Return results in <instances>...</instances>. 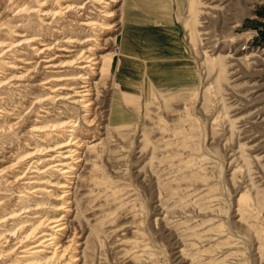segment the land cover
Listing matches in <instances>:
<instances>
[{
	"label": "rangeland",
	"instance_id": "374dc122",
	"mask_svg": "<svg viewBox=\"0 0 264 264\" xmlns=\"http://www.w3.org/2000/svg\"><path fill=\"white\" fill-rule=\"evenodd\" d=\"M41 2L52 12L66 3L87 6L85 15L63 10L53 18L31 11ZM127 2L0 0V264H264V0H172L181 48L148 77L139 63L119 70L123 58L142 57L125 35ZM86 15L95 23L80 24ZM97 22L116 29L98 37L96 70L79 62L44 67L46 56L71 60L95 43ZM60 35L77 42L57 43ZM87 37L94 39L81 43ZM41 42L52 47L40 53ZM80 71L93 82L91 112L75 97L57 99L65 92L53 98L58 82L39 85L51 74ZM71 119L82 138L70 183L73 243L47 262L23 257V225L33 229L36 215L52 214L55 202L52 192L33 190L46 185L41 179H67L37 170L51 160L32 162L30 146L68 140ZM36 124H56L65 135L45 136L32 130Z\"/></svg>",
	"mask_w": 264,
	"mask_h": 264
},
{
	"label": "bare ground",
	"instance_id": "6f19581e",
	"mask_svg": "<svg viewBox=\"0 0 264 264\" xmlns=\"http://www.w3.org/2000/svg\"><path fill=\"white\" fill-rule=\"evenodd\" d=\"M194 1L197 2L199 0H193V2ZM42 3H45V2H41V4H39L40 7L38 6L39 8L32 9L31 11H36V12L39 11V12H42V15H45L47 17L53 16V18L54 16L59 15V13H62L63 10L69 11V10L77 9L79 10V12H81L85 10L87 6V4L85 3L81 5L66 3L61 6L60 10H56L52 12L49 9L44 8L45 6L41 7L44 5ZM192 4L195 10V18H196V16L198 15V6L196 5V3H192ZM106 11H109V10L106 9ZM80 14L85 15V13L83 12H81ZM93 23L95 22H93V19H91L90 15H86L85 19L82 20V22H80V24L85 25V26L93 24ZM95 25H96V32H95L96 39H94V37L93 38L87 37L81 41V43H87L94 39L95 43L88 44L85 47H83L81 52L71 60H61V61L56 62L54 60L55 57L53 58L50 56H46L45 58H43V61H45L47 64L44 67H48V66L50 68H58L61 66L69 67L79 62L80 64H77L76 66L79 69H85L86 71H87L86 68L91 69L93 71L96 70V68L93 67V65L98 64L99 58H101L102 56L98 54L99 50L96 49V45L102 44V42L99 40L102 38H98V37H100V35L105 34L107 32L109 33L115 27H112V25L109 22H97ZM61 27L62 26H60L59 28ZM57 31L61 32L58 29ZM195 32H196V29H195V26H193L192 35L194 37H195ZM34 40L35 38H32V37L27 38L23 41V43L31 44V42H33ZM61 40H63L64 42H69L71 44L73 42H77V39H74L72 38V36H67V35H60V39L57 40L58 41L57 43H59ZM45 44L46 46L43 49L37 48L39 49L40 53L45 52V49H50L52 47V45H49L50 43L41 42V45H45ZM7 45L12 46V43L5 44L4 46H7ZM61 48L67 49V47H64V46H62ZM3 50L4 49H2L3 53L7 51V49L5 51ZM49 71H52V70H48V72ZM86 71L84 72L80 71V72H77L76 74H51L49 77L47 76V78H43L44 80H42V82L39 85L43 86L45 84H49V83L51 84V82L53 81L58 82L57 84H51L53 88H51L50 91L54 93L52 96L53 98L65 92L63 93L65 95L63 96L60 95V97L57 99H62L65 96H66L65 98L75 97L74 99L75 102L84 103L86 107H89L87 110L91 112L92 104H94L93 96L91 95L93 82L92 80H90L91 78L89 77ZM5 83L6 82H3V79L1 78L0 87L5 85ZM59 91H62V93H60ZM47 99L48 98H42V99L37 100V102L39 103L44 102ZM46 112L49 113V111H46ZM41 116L42 118L45 117L44 114H42ZM79 123L80 122L78 119H71L65 123V125L69 126L67 131H70V134H69L70 138L66 141L58 142L53 145H47L46 143H44L46 144V146L45 145L30 146V148L33 149L32 153L29 156L30 158H32V162L40 164L44 161L51 160L48 162L49 163L48 166H46L44 169H41L39 166H37L36 168L37 170H40V172L49 171L51 175H54L57 178H58V175H56L55 173L61 174L63 178H67V179H65L66 181H62L59 179L58 180L57 179H53V180L52 179H41L38 183H42L46 185H43L41 187L34 186L37 188L33 191H41L43 192V194L47 192H52L54 196L53 198H55V202H50V205L48 206L49 209H47L48 211H51L52 214L50 215L43 214L41 216L38 213L36 215L37 217L40 216L41 220H40V223H38L33 229L27 231L26 229L27 224L23 225V228L25 227L24 228L25 234L21 235L22 237L20 238L19 242H20V245H22L21 247H24L22 251L27 252L29 254V255H24L23 257H32V258L35 257L37 258V260L46 258L45 261L47 262L48 260H52L58 256L59 257L63 256L65 253H67L66 251L69 249V247L73 243L72 238L74 235L71 236V238H69L70 234H68L69 224H70L69 217L72 211V203L74 202L72 200V192H71L72 186L70 183H73V178H75L76 176L75 174L76 169H78V167H76L75 164L80 161L79 154L76 156L78 158L77 160H72L73 158H76V157H73V155H76L78 152H80V151H77V148L74 149V145L77 142H80V139H82L80 138L81 132L79 131V128H78ZM49 125L50 124H47V125H39V124L37 125L36 124L34 127H32V130L42 132V134H45V136H50L51 135L50 132H53V131L55 132V130H58V132L54 133V135H57V137H62L65 135L64 133L65 131H61L60 129H58L59 127L56 126V124H53L50 126ZM62 126H64V124H62ZM45 136H42V137H45ZM45 140L46 139L44 138L41 139L42 142H45ZM34 181H31V183ZM48 185L53 188H49ZM55 189L59 190V192L58 193L55 192ZM37 203L38 202H36V204ZM23 207H25L26 209L24 212H27V211L32 212L35 209L36 210L40 209L39 206L29 207V208H27V206H23ZM18 214L19 213L9 215L8 217L3 218L2 221L16 218L17 216L15 215H18ZM46 226L48 227L43 228ZM30 237L35 238V240L33 241L34 244L26 248L25 246H27V244L24 245V243L26 239L28 240ZM36 263L37 261H35L33 264H36ZM23 264H28V262H25ZM37 264H40V263H37Z\"/></svg>",
	"mask_w": 264,
	"mask_h": 264
},
{
	"label": "crops",
	"instance_id": "0c3cea01",
	"mask_svg": "<svg viewBox=\"0 0 264 264\" xmlns=\"http://www.w3.org/2000/svg\"><path fill=\"white\" fill-rule=\"evenodd\" d=\"M136 7H138L139 10H136ZM147 13L149 18L147 17ZM124 21L126 25L125 35L133 44L139 46L142 57L141 59L123 58L122 61L119 62L120 71L122 70L125 72L127 66L132 67V65L139 63L144 69L147 68L144 74L148 77L150 74L148 72L152 66L157 67L162 65L159 60H161L163 56L166 57V53H169V51L177 52L175 50L181 48L180 41L178 42V40L174 38L177 35L173 32L175 24H173L174 9L172 0H128ZM153 27L158 29L157 32L160 33L159 35L157 34L156 38H153L148 32L145 33L141 30L142 28L153 29ZM162 30L169 31V39ZM165 39L168 40L164 41Z\"/></svg>",
	"mask_w": 264,
	"mask_h": 264
},
{
	"label": "built area",
	"instance_id": "2783aa9c",
	"mask_svg": "<svg viewBox=\"0 0 264 264\" xmlns=\"http://www.w3.org/2000/svg\"><path fill=\"white\" fill-rule=\"evenodd\" d=\"M246 46H249V45H246ZM247 48V47H246Z\"/></svg>",
	"mask_w": 264,
	"mask_h": 264
}]
</instances>
